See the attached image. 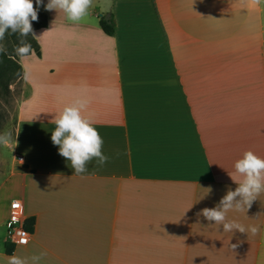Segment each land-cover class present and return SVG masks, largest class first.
I'll return each instance as SVG.
<instances>
[{
    "label": "crops",
    "instance_id": "obj_1",
    "mask_svg": "<svg viewBox=\"0 0 264 264\" xmlns=\"http://www.w3.org/2000/svg\"><path fill=\"white\" fill-rule=\"evenodd\" d=\"M47 3L34 0L48 16L40 54L19 57L12 148L24 162L0 190V264L42 251L40 264H264V193L228 213L256 235L198 215L238 186L244 151L264 156V0H94L79 23ZM80 95L109 160L75 175L51 135ZM13 198L32 238L8 254Z\"/></svg>",
    "mask_w": 264,
    "mask_h": 264
},
{
    "label": "clouds",
    "instance_id": "obj_2",
    "mask_svg": "<svg viewBox=\"0 0 264 264\" xmlns=\"http://www.w3.org/2000/svg\"><path fill=\"white\" fill-rule=\"evenodd\" d=\"M256 4L262 0H254ZM35 4H43V0H35ZM94 7V0H48L46 10L63 12L68 21L79 23L89 15V10ZM38 9L34 0H0V41L7 33L18 34L20 41L15 51L21 60L32 51L31 44L26 38L31 35L36 38L33 30V21H38ZM6 51L0 44V54ZM90 100L87 96L80 95L67 103L55 119V128L51 140L59 146V154L70 161L75 175L87 171V165L93 160L97 165L103 166L109 157L103 152V138L95 126L93 114L88 111ZM11 140V133H0V146L7 147ZM235 175L229 173L238 185L235 190L228 189L215 207H205L198 215H203L209 222L223 225L224 232L239 231L256 235L257 226L246 228L236 220H229L230 211H244L249 209L253 202L264 193V156L254 150L248 149L234 163ZM27 243V241H24ZM235 247V245H233ZM47 256L46 251L33 254L30 257L19 256L15 252L8 257L7 264H40Z\"/></svg>",
    "mask_w": 264,
    "mask_h": 264
},
{
    "label": "rangeland",
    "instance_id": "obj_3",
    "mask_svg": "<svg viewBox=\"0 0 264 264\" xmlns=\"http://www.w3.org/2000/svg\"><path fill=\"white\" fill-rule=\"evenodd\" d=\"M5 39L0 41L4 45ZM21 93V80L20 78L11 79L7 83V88L4 85H0V133H11V140L9 146H0V190L5 182L11 175L13 164L17 160V155L12 148V142L15 135V127L17 121V105L18 95ZM7 189H4L0 195V198H6L8 196ZM4 208L0 204V211ZM2 209V210H1ZM6 232L5 226H0V239ZM7 238L9 240L8 230Z\"/></svg>",
    "mask_w": 264,
    "mask_h": 264
},
{
    "label": "trees",
    "instance_id": "obj_4",
    "mask_svg": "<svg viewBox=\"0 0 264 264\" xmlns=\"http://www.w3.org/2000/svg\"><path fill=\"white\" fill-rule=\"evenodd\" d=\"M38 21H33V30L48 25V16L45 12L38 10ZM100 25L102 29L110 35L115 33V18L112 13L100 15ZM6 42L4 47L6 51L0 54V85L7 88V83L11 79L20 78L23 76V67L19 63V56L16 54V47L19 45L20 38L18 34L7 33L5 35ZM27 42L31 44L32 51L40 54V45L38 41L29 35L26 38ZM1 44V43H0ZM30 52V53H31ZM28 227V225L26 224ZM15 244L6 242V252L11 254L14 250Z\"/></svg>",
    "mask_w": 264,
    "mask_h": 264
},
{
    "label": "built area",
    "instance_id": "obj_5",
    "mask_svg": "<svg viewBox=\"0 0 264 264\" xmlns=\"http://www.w3.org/2000/svg\"><path fill=\"white\" fill-rule=\"evenodd\" d=\"M17 160L24 162V156L17 155ZM25 219L22 199L13 198L11 201V213L6 222V226L9 241L15 245H27L31 241L32 232L26 226ZM24 241H27V243H24Z\"/></svg>",
    "mask_w": 264,
    "mask_h": 264
}]
</instances>
